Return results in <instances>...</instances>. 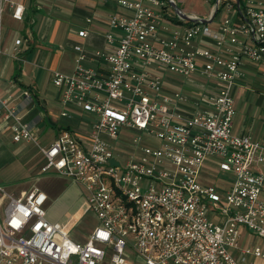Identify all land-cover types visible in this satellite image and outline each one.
I'll return each mask as SVG.
<instances>
[{"label": "built area", "instance_id": "obj_1", "mask_svg": "<svg viewBox=\"0 0 264 264\" xmlns=\"http://www.w3.org/2000/svg\"><path fill=\"white\" fill-rule=\"evenodd\" d=\"M210 1L212 22L205 24L179 8L190 20L184 19L177 0H116L124 13L109 22L119 34L106 36L114 50L97 53L107 68L84 67L81 56L73 75L52 74L63 104L94 116L90 137L64 131L42 147L0 96V116L5 111L15 122L13 142L40 148L43 173L83 185L99 221L86 244L76 243L68 234L74 221L60 226L48 219L43 191L15 196L0 187L9 197L0 216V264H107L108 257L109 264H247L252 255L264 264L260 248L240 246L245 228L264 238V142L234 133L232 95L250 63L264 64V0ZM6 4L0 0V25ZM11 6L23 20L25 8ZM169 74L201 93L175 90L180 83ZM122 130L140 134L138 148L151 145L119 162L102 136L119 140ZM207 161L234 174L230 189L199 184Z\"/></svg>", "mask_w": 264, "mask_h": 264}, {"label": "crops", "instance_id": "obj_2", "mask_svg": "<svg viewBox=\"0 0 264 264\" xmlns=\"http://www.w3.org/2000/svg\"><path fill=\"white\" fill-rule=\"evenodd\" d=\"M12 4L22 5L25 8L23 20L13 17ZM120 13L124 12L118 8L116 0L107 2L101 0H7L0 25V96L8 100L10 108L17 110L21 122L31 127L38 142L44 135V128L57 132L56 138L62 132L70 131L76 137L85 139L90 133L91 126L84 121L83 114L80 113L82 111L75 105L63 104L61 90L55 87L56 91H52L47 87V75L44 76L39 72V67L34 65L42 64L48 71V76L49 72L53 74L55 71L73 75L78 59L83 56L84 67L107 68L97 53L113 52L114 47L108 44L106 36L111 32L118 35L119 32L110 27L109 19L112 15ZM15 23L19 24L16 28L19 29L16 31L18 34L14 33V43L12 41L9 43V36L14 31L12 26ZM212 27L217 29L218 24ZM83 32L89 33L87 38L81 36ZM18 40L22 41L19 47ZM14 51L15 57L12 55ZM25 56L27 59L31 56L34 64L29 63L25 67ZM245 70L251 71V68L246 67ZM64 112H67L69 116L64 117L62 115ZM5 114L6 112L3 111L0 116V142L7 139L13 142L15 122L13 119H6ZM74 114V119L69 121ZM79 114L81 121L77 123ZM62 119L68 122H63ZM250 122L248 120L244 123L250 128ZM235 123L236 120L234 130H236ZM242 125L237 128L239 132L235 133L236 135H251L255 141H260L247 130H245L246 134H241ZM81 206L85 207L83 212L88 208L85 199L82 205L73 209L74 215L67 221H65V214L68 211L46 210L48 219L56 225H67L68 221L71 223L78 219L76 215L80 213ZM233 254L239 257L238 251H233Z\"/></svg>", "mask_w": 264, "mask_h": 264}, {"label": "rangeland", "instance_id": "obj_3", "mask_svg": "<svg viewBox=\"0 0 264 264\" xmlns=\"http://www.w3.org/2000/svg\"><path fill=\"white\" fill-rule=\"evenodd\" d=\"M178 7L187 12L190 15H197L204 19L209 18L210 10L212 9V1L210 0H177ZM172 29L176 28L174 23H167ZM19 24L15 23L12 26L14 30L10 36L8 42L14 43V33L18 34L16 28ZM23 34H21L22 36ZM16 56L14 51L12 54ZM19 56V55H17ZM25 67L29 63L34 64L33 58L25 56ZM34 66L39 67V72L47 75L46 85L52 91H56V86L52 82V73L43 67L42 64ZM249 67L251 71L245 70L247 73L246 80L238 81L232 91L237 108L236 123L234 133L239 132L237 128L241 126V134H246L247 130L252 133L256 139L264 140V73L261 69H264V64L250 63ZM169 78L175 79L179 85L175 90H186V93L190 95H196L201 93L202 88L195 86L189 81L181 77H176L172 74L168 75ZM194 78L202 77L198 74L194 75ZM197 83H199L197 81ZM184 86V87H182ZM196 87V88H195ZM173 85L165 84V90H173ZM69 110V109H65ZM83 119L87 123H90L94 116L88 115L84 112ZM78 114V113H76ZM75 114L69 121L74 119ZM60 120V118H59ZM251 121L250 130L248 125H245ZM63 122H68L66 119H62ZM81 121V115H77V123ZM238 122V123H237ZM245 122V123H244ZM81 124V123H80ZM82 125V124H81ZM248 127V128H247ZM44 135L42 136L39 144L42 147H47L54 142L57 132L51 129H43ZM140 134L127 130H122L119 140H115L108 135H103L102 140L116 149V153L121 157L116 159L119 162H124L131 156H138L141 154L140 147H147L151 144L150 141H144L142 145L138 146L134 143V138ZM90 137V133L86 135ZM11 142V143H10ZM0 187H3L6 193L10 195L19 196L22 192H30L35 188L40 189L49 197L48 204L45 205L46 210L56 209L59 211H68L65 214V221L74 215V208L82 205L83 199L87 201V193L85 187L79 183H75L72 179L59 175L57 172L52 171L49 173H43L42 167L46 165V160L40 151V148L35 143H13L11 139H7L0 142ZM235 182L234 174L223 173L220 171L216 161H207L202 174L199 178V184L206 187H213L219 189L220 193H223L227 189H230ZM9 203V197L4 194H0V216L3 218L5 215V209ZM209 215H211L209 213ZM99 226L97 217L87 208L82 215L72 223V228L68 231L70 238L79 244H86L88 239ZM241 248H260L264 255V238L258 236L252 230L244 229L243 238L240 241ZM236 252V251H235ZM259 258V257H258ZM256 257L249 256L247 264H260V260ZM106 263H110V257L106 259Z\"/></svg>", "mask_w": 264, "mask_h": 264}, {"label": "water", "instance_id": "obj_4", "mask_svg": "<svg viewBox=\"0 0 264 264\" xmlns=\"http://www.w3.org/2000/svg\"><path fill=\"white\" fill-rule=\"evenodd\" d=\"M174 8H175L176 12L179 13L184 19H186V20H190L189 17H188L187 15H185V14H183V13L181 12V10L179 9V7L174 6ZM203 21H204L205 24H211V22H212V21L207 20V19H204Z\"/></svg>", "mask_w": 264, "mask_h": 264}, {"label": "bare ground", "instance_id": "obj_5", "mask_svg": "<svg viewBox=\"0 0 264 264\" xmlns=\"http://www.w3.org/2000/svg\"><path fill=\"white\" fill-rule=\"evenodd\" d=\"M82 207V206H81ZM83 209H85V207H82V209H80V213L78 214V215H76V218H77V216H78V218L82 215V213H83Z\"/></svg>", "mask_w": 264, "mask_h": 264}]
</instances>
